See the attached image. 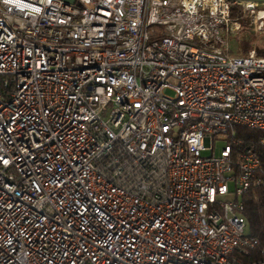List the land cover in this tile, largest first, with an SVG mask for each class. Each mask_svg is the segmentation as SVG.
<instances>
[{
	"label": "built area",
	"instance_id": "1",
	"mask_svg": "<svg viewBox=\"0 0 264 264\" xmlns=\"http://www.w3.org/2000/svg\"><path fill=\"white\" fill-rule=\"evenodd\" d=\"M73 1L0 0V264H264V4Z\"/></svg>",
	"mask_w": 264,
	"mask_h": 264
},
{
	"label": "trees",
	"instance_id": "2",
	"mask_svg": "<svg viewBox=\"0 0 264 264\" xmlns=\"http://www.w3.org/2000/svg\"><path fill=\"white\" fill-rule=\"evenodd\" d=\"M242 7L234 8L233 17L243 15ZM248 22L243 21V29H247ZM255 35L248 33L244 40L240 42V55H247L254 43ZM258 53L264 55V49L259 48ZM237 135L241 140V144L235 148V151H242L249 147H255L262 162L264 169V147L260 144V140L264 139V133L251 130L244 127L237 129ZM245 210L244 216L248 222V232L250 235L259 239V246L249 256L243 258L247 262L258 261L262 258V250H264V195L262 191L256 187H252L244 196Z\"/></svg>",
	"mask_w": 264,
	"mask_h": 264
},
{
	"label": "rangeland",
	"instance_id": "3",
	"mask_svg": "<svg viewBox=\"0 0 264 264\" xmlns=\"http://www.w3.org/2000/svg\"><path fill=\"white\" fill-rule=\"evenodd\" d=\"M251 33L255 35L254 38V43H253V48H256L257 50H259V48L264 49V34H260L258 35L257 32H255V29L253 28V26H250L248 23V27L247 29H242L240 32H238L234 39L232 40V50L234 54H238L240 55V42L242 40L245 39L246 34ZM251 49V50H252ZM223 143L219 141V137L215 136L214 137V142H213V149L212 150H208L206 152H204V156L205 157H213V156H220L221 150L223 148ZM231 189H233V185H231ZM231 196H226L224 197L225 199L230 198Z\"/></svg>",
	"mask_w": 264,
	"mask_h": 264
},
{
	"label": "water",
	"instance_id": "4",
	"mask_svg": "<svg viewBox=\"0 0 264 264\" xmlns=\"http://www.w3.org/2000/svg\"><path fill=\"white\" fill-rule=\"evenodd\" d=\"M67 3H73V0H63ZM230 1H236V2H252V3H259L264 4V0H230Z\"/></svg>",
	"mask_w": 264,
	"mask_h": 264
},
{
	"label": "bare ground",
	"instance_id": "5",
	"mask_svg": "<svg viewBox=\"0 0 264 264\" xmlns=\"http://www.w3.org/2000/svg\"><path fill=\"white\" fill-rule=\"evenodd\" d=\"M259 28L264 29L263 26H262L261 24H260V27H259Z\"/></svg>",
	"mask_w": 264,
	"mask_h": 264
}]
</instances>
